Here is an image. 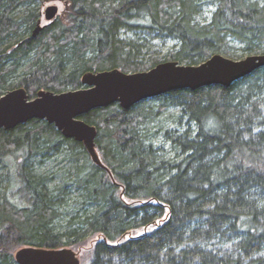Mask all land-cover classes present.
<instances>
[{
	"label": "trees",
	"instance_id": "16d2710c",
	"mask_svg": "<svg viewBox=\"0 0 264 264\" xmlns=\"http://www.w3.org/2000/svg\"><path fill=\"white\" fill-rule=\"evenodd\" d=\"M43 1L0 0V90H76L86 73L197 65L231 43L264 54V0H57L33 37ZM148 37L177 46L146 57ZM81 119L101 165L44 120L0 130V264L25 247L80 264H264V67Z\"/></svg>",
	"mask_w": 264,
	"mask_h": 264
},
{
	"label": "water",
	"instance_id": "95a60500",
	"mask_svg": "<svg viewBox=\"0 0 264 264\" xmlns=\"http://www.w3.org/2000/svg\"><path fill=\"white\" fill-rule=\"evenodd\" d=\"M58 7L49 5L44 20L52 22ZM45 26L35 24V37ZM264 67V54L231 60L215 54L197 65L163 62L136 73L118 69L86 73L81 88L61 93L41 90L30 98L24 88L14 89L0 96V130H10L29 120H44L66 139L81 142L92 161L101 165L95 151L96 128L81 117L98 108L118 104L123 109L147 99L172 91L191 90L209 86L228 87ZM16 264H80L77 255L67 249L45 250L25 247L14 254Z\"/></svg>",
	"mask_w": 264,
	"mask_h": 264
},
{
	"label": "rangeland",
	"instance_id": "374dc122",
	"mask_svg": "<svg viewBox=\"0 0 264 264\" xmlns=\"http://www.w3.org/2000/svg\"><path fill=\"white\" fill-rule=\"evenodd\" d=\"M49 5H56L58 7V15H60V13L63 11V4L57 0H45L43 2H40L38 5V9H39V14L41 13V16H39L38 19H40V25L44 26L47 24V22L44 20V10L47 6ZM208 11L209 9H206V13L205 16L208 15ZM122 39H131V40H136L137 36H133L130 33L128 34H124L122 33L121 35ZM147 41V45L145 46L144 49V53L146 54V57L148 55H154L157 56L159 58H163V56H165L168 52L169 49L174 48L175 46H177V42L173 41V40H158V39H153L151 40L150 37L146 38ZM231 52L230 55L224 56L228 59L231 60H242L247 56H250L251 54H243L241 52V46L236 44V43H231ZM18 83V80L12 81L10 82V84L12 85H16ZM20 88V87H19ZM14 89H18V88H8L6 90H0V94H6L9 91H12ZM154 131L152 130V133ZM153 137V135H152ZM151 141H154V138L150 139ZM155 142V141H154ZM60 158L57 160V162H48L45 164V167L41 170V172H47V171H57L59 168L63 167L66 168L67 164L66 162H60ZM59 162V163H58ZM4 187H6V184H4ZM80 255V253H78Z\"/></svg>",
	"mask_w": 264,
	"mask_h": 264
},
{
	"label": "flooded vegetation",
	"instance_id": "af4514ba",
	"mask_svg": "<svg viewBox=\"0 0 264 264\" xmlns=\"http://www.w3.org/2000/svg\"><path fill=\"white\" fill-rule=\"evenodd\" d=\"M39 16H41V13L39 14ZM39 20H40V19H38L37 22H38ZM37 22H36V23H37ZM47 24H48V23H47ZM47 24H46V25H47ZM46 25H44V26H46Z\"/></svg>",
	"mask_w": 264,
	"mask_h": 264
}]
</instances>
